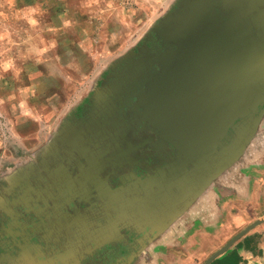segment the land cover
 Listing matches in <instances>:
<instances>
[{
	"label": "flooded vegetation",
	"instance_id": "flooded-vegetation-1",
	"mask_svg": "<svg viewBox=\"0 0 264 264\" xmlns=\"http://www.w3.org/2000/svg\"><path fill=\"white\" fill-rule=\"evenodd\" d=\"M260 8L264 9V2ZM179 48V43L158 36L152 27L132 52L109 65L36 161L21 165L14 174L12 180L22 179L32 186L20 190L29 196L23 212L33 215L41 227L63 223V244L71 243L65 229L72 228L65 223L78 217L75 226L80 230L94 234L107 230L112 242L98 248H107L104 253L100 248L103 257L116 259L126 248L123 243L141 241L147 233L161 230L180 203L194 197L198 181L212 175L199 171L204 168L199 159L191 163L184 148L171 143L159 123L148 122L147 107L140 101L150 91L168 89L162 66ZM233 132L230 126L216 152L229 145ZM125 217L134 218L133 223Z\"/></svg>",
	"mask_w": 264,
	"mask_h": 264
},
{
	"label": "rangeland",
	"instance_id": "rangeland-1",
	"mask_svg": "<svg viewBox=\"0 0 264 264\" xmlns=\"http://www.w3.org/2000/svg\"><path fill=\"white\" fill-rule=\"evenodd\" d=\"M177 1L0 0V178L35 162L109 65Z\"/></svg>",
	"mask_w": 264,
	"mask_h": 264
},
{
	"label": "crops",
	"instance_id": "crops-1",
	"mask_svg": "<svg viewBox=\"0 0 264 264\" xmlns=\"http://www.w3.org/2000/svg\"><path fill=\"white\" fill-rule=\"evenodd\" d=\"M15 166L13 172L19 171ZM215 172L198 181L194 197H186L161 230L123 243L116 259L103 257L100 248H107H98L112 242L107 230H80L74 216L65 223L72 228L65 229L71 243L63 244V223L41 227L23 212L29 196L20 190L32 186L0 178V264H203L233 238L209 264H264V113L242 151Z\"/></svg>",
	"mask_w": 264,
	"mask_h": 264
},
{
	"label": "water",
	"instance_id": "water-1",
	"mask_svg": "<svg viewBox=\"0 0 264 264\" xmlns=\"http://www.w3.org/2000/svg\"><path fill=\"white\" fill-rule=\"evenodd\" d=\"M263 0H182L153 28L180 44L162 66L164 86L179 92L184 129L166 130L167 139L184 148L201 172L213 173L236 158L264 113ZM232 126L229 145L216 147ZM207 144L197 148V141ZM215 153L213 161L209 156ZM231 239L203 264L225 251Z\"/></svg>",
	"mask_w": 264,
	"mask_h": 264
},
{
	"label": "bare ground",
	"instance_id": "bare-ground-1",
	"mask_svg": "<svg viewBox=\"0 0 264 264\" xmlns=\"http://www.w3.org/2000/svg\"><path fill=\"white\" fill-rule=\"evenodd\" d=\"M150 92L151 93L143 96L140 100L147 107L145 115L148 119V122L149 121L157 122V124L159 123L161 128L165 130L178 131V133L176 134L177 136H182V133H180L179 130L184 129L185 127L186 130L185 133H183V135L188 136L189 135L187 131L188 123L186 121H183L182 119L183 116L180 107L181 105L179 103L180 101L178 100L179 92L170 91L169 89H165L164 87ZM109 93L114 94L112 90H110ZM206 144H207L206 140L200 139L197 141V148H202ZM214 173L216 174V172Z\"/></svg>",
	"mask_w": 264,
	"mask_h": 264
},
{
	"label": "clouds",
	"instance_id": "clouds-1",
	"mask_svg": "<svg viewBox=\"0 0 264 264\" xmlns=\"http://www.w3.org/2000/svg\"><path fill=\"white\" fill-rule=\"evenodd\" d=\"M32 23L34 24V23H35V21H32Z\"/></svg>",
	"mask_w": 264,
	"mask_h": 264
}]
</instances>
